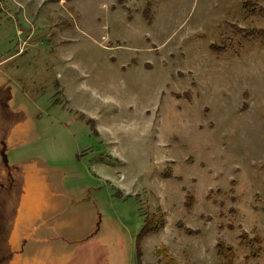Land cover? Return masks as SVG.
Returning a JSON list of instances; mask_svg holds the SVG:
<instances>
[{"label":"rangeland","instance_id":"374dc122","mask_svg":"<svg viewBox=\"0 0 264 264\" xmlns=\"http://www.w3.org/2000/svg\"><path fill=\"white\" fill-rule=\"evenodd\" d=\"M0 62V264H264V0H0Z\"/></svg>","mask_w":264,"mask_h":264},{"label":"trees","instance_id":"16d2710c","mask_svg":"<svg viewBox=\"0 0 264 264\" xmlns=\"http://www.w3.org/2000/svg\"><path fill=\"white\" fill-rule=\"evenodd\" d=\"M185 231L188 233V234H193L194 233V231L192 230V229H190V228H186L185 229ZM218 246H219V253L221 254V255H223V256H225V257H229L230 256V254H229V252L228 251H231L232 249H231V247L230 246H226L224 243H222V242H220L219 244H218ZM161 253H163V256H164V258H166L167 260H168V263H170V264H176V260L173 258V257H171V256H169L168 254H167V251L165 250V249H160V254ZM138 258H139V260H141L140 258V252L138 253Z\"/></svg>","mask_w":264,"mask_h":264},{"label":"crops","instance_id":"0c3cea01","mask_svg":"<svg viewBox=\"0 0 264 264\" xmlns=\"http://www.w3.org/2000/svg\"><path fill=\"white\" fill-rule=\"evenodd\" d=\"M13 56V55H12ZM4 61V60H3ZM1 61V62H3ZM0 62V63H1ZM43 242V240L41 239V237H36L33 242L29 245L33 246L35 249H31V255L29 257V259H31L30 262H32L31 264H37L36 260H37V255H39V253L37 252V247H41V243ZM36 245V246H35Z\"/></svg>","mask_w":264,"mask_h":264}]
</instances>
